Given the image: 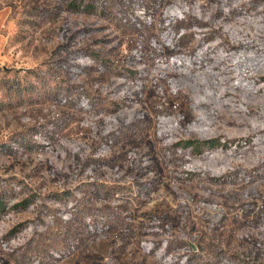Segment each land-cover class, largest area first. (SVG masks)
<instances>
[{
	"label": "rangeland",
	"instance_id": "1",
	"mask_svg": "<svg viewBox=\"0 0 264 264\" xmlns=\"http://www.w3.org/2000/svg\"><path fill=\"white\" fill-rule=\"evenodd\" d=\"M72 1L0 0V264H264V0Z\"/></svg>",
	"mask_w": 264,
	"mask_h": 264
},
{
	"label": "trees",
	"instance_id": "2",
	"mask_svg": "<svg viewBox=\"0 0 264 264\" xmlns=\"http://www.w3.org/2000/svg\"><path fill=\"white\" fill-rule=\"evenodd\" d=\"M71 7H75L76 9L85 10V11H92V10L100 11V12L106 11V4H105L104 0H73ZM247 74L251 75L252 72H247ZM259 79L264 80V76H260ZM240 84H243V80H241ZM71 91H73V89H71ZM70 94H71V92H70ZM81 98H80V100H79V98L76 100L77 105L86 106L85 102L90 98L85 94ZM240 140H242V139H240ZM229 141H230V138H228V139L225 138L224 140L221 139V142H220V139L218 137H215V138H210V139H208V138L207 139H202V138L189 139V140H185L183 143L185 144V146H192L193 148H195V147L196 148H200V147L214 148V147H218L220 145H222V148H223V146L228 147V145L231 143ZM248 141L244 142V144H247ZM257 141H258V139L256 138V136L252 137L251 142H257ZM249 144H250V142H249ZM11 191L12 190H9V189H4V190L0 191V209L3 210L6 208L8 201L11 199ZM101 191H102V189L99 190V193L100 194L103 193L104 195H109V193H112L113 196H116L115 193H117V190H110L107 188H106V190H104V192L103 191L101 192ZM67 196L68 197L66 198V201H65L66 205L68 206V209H67L68 212L67 213L71 215L72 214L71 211H74L76 204L74 202V195L72 193H70V192L67 193ZM28 201H30V199L25 198L20 203L22 204V203H26ZM76 215L78 217L77 219H80V220L82 219L85 222H87V224L89 223V221L92 220L91 224H93V223L95 224L94 226H92L93 227L92 230H94V231L96 229H98L99 226H103V228H108V226L106 225V223H107L106 221H107V218H109V216H103L105 214L102 215V218H100L101 219L100 221L94 220L96 217L94 216V214L92 212H90V210L89 211H80L79 210V211H77ZM12 251H14V249H12ZM18 251H20V250H17V252ZM30 262H32V263L35 262V263L39 264L35 260L33 262V260H30V259H29V261L24 262V264H29Z\"/></svg>",
	"mask_w": 264,
	"mask_h": 264
}]
</instances>
